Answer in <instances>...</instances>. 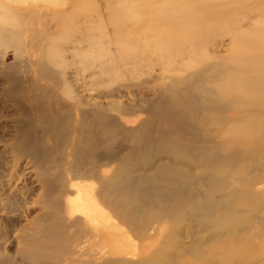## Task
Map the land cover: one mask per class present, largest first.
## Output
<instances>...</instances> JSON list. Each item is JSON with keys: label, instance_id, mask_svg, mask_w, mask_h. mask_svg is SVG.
Segmentation results:
<instances>
[{"label": "rangeland", "instance_id": "374dc122", "mask_svg": "<svg viewBox=\"0 0 264 264\" xmlns=\"http://www.w3.org/2000/svg\"><path fill=\"white\" fill-rule=\"evenodd\" d=\"M207 7L201 0H0L4 253L19 264H264V118L251 121L255 109L242 104L237 113L234 96L235 104L222 103L225 76L251 73L248 65L234 69L235 61L264 58V0L230 6L238 28L210 33L202 31L205 15L218 7ZM241 95L251 97L247 87ZM92 104L122 110L108 115L117 122L110 137L88 113ZM53 113L62 124L56 135L43 133L45 124L36 130L46 169L65 182L53 193L70 238L35 262L16 246L19 235L36 236L46 211L43 172L12 144L21 127L29 133L37 115ZM92 136L119 162L93 173L76 147ZM107 180L114 181L108 190ZM101 240L110 242L105 252Z\"/></svg>", "mask_w": 264, "mask_h": 264}, {"label": "bare ground", "instance_id": "6f19581e", "mask_svg": "<svg viewBox=\"0 0 264 264\" xmlns=\"http://www.w3.org/2000/svg\"><path fill=\"white\" fill-rule=\"evenodd\" d=\"M233 5L235 6L241 5V0H221L220 3L217 0H208V1L201 0V6L203 7V9L208 6L207 12L211 8L213 9L214 7L215 8L218 7L217 13H215L214 11L212 14V11H210L208 12V14L205 15V21H204L205 23L202 26V31H205V33H210V31L211 30L213 31V29H217V28L221 29V27L224 24H232L233 29H237L238 28L237 25L234 24L235 23L234 18L230 16L231 12L234 11L230 9V8H233L230 6H233ZM196 6L199 7L200 3H197ZM192 9L193 8H191V10ZM210 19L212 23L214 22V25L208 26ZM149 29L154 30V27L152 26ZM235 62L236 63L233 65L234 69L236 68L243 69L244 65H248L250 66L251 73H248V74H245L247 72L242 73V75L238 77L237 79L232 78L231 77L232 75H226L225 80L227 81V83H229L230 92L229 93L224 92L222 91V88L220 89V91L219 90H216V91L218 92L219 95H221L220 93L222 91V98L223 99L225 98V102H223L224 101L223 100L222 103H224L225 105H231V103L235 104L237 102L236 105L233 104L235 108L237 107L238 109L237 113L241 112V104H242L244 105L243 107H252L255 109V113H252V114L249 113L253 116L250 119L251 121H253V119L255 120L262 119V117L264 118V58L261 56L260 57L255 56V57L250 58L249 61L246 60V61L241 62V59H238ZM241 87H247V91L248 92L250 91V94H251L250 99H249V95H247L248 96L247 98L246 96L241 95ZM64 89H68L69 93L71 92V90L69 91V88L67 86H64ZM62 90L63 89H61V91ZM64 91H62L64 94H68ZM32 92L33 90H30V92L28 93L31 94ZM62 92H60V94ZM63 93L61 95H63ZM223 93H225V95ZM11 94L14 96L15 92L12 91ZM70 95L71 94H68L67 96L69 97ZM232 96L235 97L233 98L236 102H233V101L231 102ZM229 97L231 98L230 101H229ZM77 101L75 103L76 105L73 106V109L75 110L74 113L79 115V106L81 104L79 105V102ZM211 107L213 108V106H210V108ZM117 108L119 107H116V108L109 107V106H104L102 104L100 105L92 104V106H89L88 113L90 114L93 111V115L91 114L93 119L100 121L105 133L107 134L106 136L110 137L113 130L115 129V125L117 126L116 120L115 119L111 120L108 117V115L110 114L112 110H118L119 112L122 113V110L117 109ZM86 109L88 108L86 107ZM64 111L65 113L72 115L73 110L69 108L67 109L65 108ZM237 113L233 116L230 115L229 117L230 124L228 127L231 129H233V126L236 127L238 123V120H235V118H237V115H238ZM43 124H45L48 127V128H45V127L42 128L43 133H47V136H49V138L54 137L57 131L62 128L61 118L57 114L53 113L51 114L49 118H45L43 114H39L35 118L34 125L28 128L30 132L26 133L27 127L25 128L21 127L20 133L17 139L12 144L14 150L19 155H23V156L25 155L26 157L30 158L38 166L37 169L43 172L39 176L40 182L42 184V191L39 196V201H40L39 203L42 204V206L46 209V211L44 212V214L38 217V220H37L38 231L35 232L36 236L33 239L31 238L27 239L26 238L27 234L19 235L18 238L20 239V243H17V246H16L17 255L22 256V258L24 259L25 257L26 259H32L35 262L42 260L43 257L49 256V254L50 256L53 254L57 255L59 246H61L63 243H65L70 238V234H68V229L66 226H64L65 222H62V220L60 219V217L63 215L62 205L58 203V201H56L54 193H53V191H55L57 187H60L61 190L66 188L65 182L62 181L63 183L60 184L59 181H57L58 177L56 176V174H52L50 171H48L45 167V163L43 162V158L46 155L45 143L43 142L44 138H41L39 136L38 130H36L37 128H41ZM66 128L72 131L73 133L72 135H75V137L83 138V137H79V132H77L76 128L74 130L73 126H67ZM239 133H240V130H239ZM97 142H98L97 138L92 136L91 140L81 141L80 146L78 142V145L76 146L77 149H79V151H84L83 154L88 155L89 159H91V162H93V165H92L93 168L91 169L93 173L96 172L97 168H99L100 166L109 167L110 165L116 162H119L117 161L118 157L116 153L113 151L112 147L108 146L107 143H104V145L100 147L101 144ZM124 162L125 160L123 158L122 163ZM104 175H106V173L105 174L103 173V176ZM112 180H107V181H110V183L109 182L104 183V187L107 190L111 187V185H113L114 181L112 182ZM57 184H59V186H57ZM65 194H67V191L65 192ZM63 195L64 193L62 194V196ZM12 213L17 214V210L16 211L12 210ZM11 238L12 236L8 238V241L9 240L11 241ZM21 239H24L23 243L21 242ZM97 243H99L98 246L100 247V249L105 252L107 251V249H103V247L108 248V245L110 242L107 240H101V241H97ZM22 245L24 247H22ZM14 257H15L14 255L10 256L9 254L7 255L6 253H4V251H2V247H0V264H17L18 262L15 261Z\"/></svg>", "mask_w": 264, "mask_h": 264}]
</instances>
